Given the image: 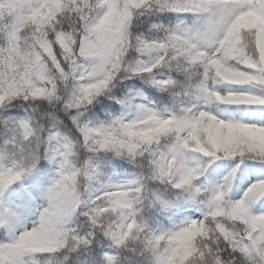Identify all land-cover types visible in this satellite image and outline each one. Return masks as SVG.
<instances>
[{
  "label": "snow or ice",
  "instance_id": "6c2138e0",
  "mask_svg": "<svg viewBox=\"0 0 264 264\" xmlns=\"http://www.w3.org/2000/svg\"><path fill=\"white\" fill-rule=\"evenodd\" d=\"M211 105L264 107V0H0V264H264V123Z\"/></svg>",
  "mask_w": 264,
  "mask_h": 264
},
{
  "label": "trees",
  "instance_id": "16d2710c",
  "mask_svg": "<svg viewBox=\"0 0 264 264\" xmlns=\"http://www.w3.org/2000/svg\"><path fill=\"white\" fill-rule=\"evenodd\" d=\"M140 83H142V82L137 81V85L138 86H139ZM221 90H223V89H221ZM113 91H116V90L114 89ZM152 91H155V90L153 89ZM156 95L160 96V95H166V94L157 92ZM109 103H111V101H109ZM165 105L171 106L170 98H168L165 101ZM165 105H161V107H163ZM119 107L120 106L117 105V108H119ZM210 107L215 112V114H217L221 118L231 119V120H242V121H244V119H243L244 112H246V111H255L258 108L264 109V107H259V106H228V107H225V106H222V105H220V106L211 105ZM191 156L192 155L188 156V160L190 159ZM219 167H227V168H229L231 170V168L233 167V164H232V162L230 160H217V161H215L208 168L207 175H208L209 179L212 177V174L215 173L218 170ZM246 173H248V170L244 167V165H241V168H240V170L237 171L236 176L239 177V176H241L243 174H246ZM230 196H231V199L238 200V198L233 196L231 193H230ZM187 211L188 212L195 211V209L189 208V209H187ZM7 235H8V238H11V234H7Z\"/></svg>",
  "mask_w": 264,
  "mask_h": 264
},
{
  "label": "rangeland",
  "instance_id": "374dc122",
  "mask_svg": "<svg viewBox=\"0 0 264 264\" xmlns=\"http://www.w3.org/2000/svg\"><path fill=\"white\" fill-rule=\"evenodd\" d=\"M243 119H244V122L264 123V109L258 108L255 111H246L243 114ZM198 160H199V157L192 155L188 161L191 164H195L198 162ZM229 171L230 169L227 167H219L218 170L212 174V177L210 178V180L219 181ZM253 177L264 178V168L256 170L254 174H250L248 172L239 177L236 176V179L233 182V188H232L231 194L235 196L236 198L240 199L245 189L252 182ZM190 212H193V211H190Z\"/></svg>",
  "mask_w": 264,
  "mask_h": 264
}]
</instances>
